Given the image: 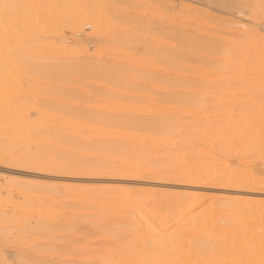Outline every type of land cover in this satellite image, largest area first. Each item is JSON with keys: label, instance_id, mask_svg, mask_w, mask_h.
Returning <instances> with one entry per match:
<instances>
[{"label": "rangeland", "instance_id": "1", "mask_svg": "<svg viewBox=\"0 0 264 264\" xmlns=\"http://www.w3.org/2000/svg\"><path fill=\"white\" fill-rule=\"evenodd\" d=\"M1 18L21 48L0 112L62 100L91 126L78 149L0 116V264H264V0H0ZM154 113L173 160L148 171L133 118Z\"/></svg>", "mask_w": 264, "mask_h": 264}, {"label": "bare ground", "instance_id": "2", "mask_svg": "<svg viewBox=\"0 0 264 264\" xmlns=\"http://www.w3.org/2000/svg\"><path fill=\"white\" fill-rule=\"evenodd\" d=\"M44 1V0H43ZM7 2V1H6ZM41 2V1H40ZM23 3V2H22ZM2 4V3H1ZM8 4V3H7ZM20 5V4H19ZM16 6H17V4H16ZM24 6H25V4H24ZM25 7H27L26 8V11H27V9H29L28 7H30L29 5H28V2H27V6H25ZM22 9H24V8H22ZM31 9V8H30ZM24 11H25V9H24ZM31 10H28V12H30ZM27 12V13H28ZM25 13V12H24ZM31 13V12H30ZM42 13V12H41ZM26 14V13H25ZM27 15V14H26ZM36 15V14H35ZM35 17V16H34ZM31 18H32V15H31ZM27 19H29L30 20V17H28ZM36 19H37V16H36ZM4 20V19H3ZM2 20V18H1V22L3 21ZM27 21L28 20H26V22L25 23H27ZM42 21V20H41ZM29 22L30 21H28V25H29V27H30V25L31 24H29ZM45 22V21H44ZM44 22H41V23H44ZM11 23H12V21H11ZM34 23H36V22H34ZM34 23H32V25H31V27L33 26V24ZM2 24V28H0L1 30H0V55H1V53H2V51H4V49H5V47L8 45V44H10L11 46H12V48H10V49H12L13 50V52H12V54H14V53H18V51H19V47L21 48V46H20V43H21V39H20V37L19 36H17V34L18 33H16L15 35L14 34H12V32H11V30L9 29L11 26H10V22L8 23H1ZM17 24H18V22H17ZM37 24V23H36ZM24 26H25V24H24ZM14 27V26H13ZM28 28V27H27ZM18 29H20V30H22L21 28H18ZM27 30V29H26ZM16 31V30H15ZM38 31V30H37ZM48 31V30H47ZM23 32V31H22ZM39 34H40V31H39ZM19 35V34H18ZM21 36H22V34H21ZM23 39V38H22ZM121 40V39H120ZM138 43V42H137ZM136 44V43H135ZM123 46V45H122ZM23 48V47H22ZM24 49V48H23ZM21 50V49H20ZM206 50H208L207 48H206ZM17 51V52H16ZM182 51V52H181ZM184 51H186V50H184L183 48H182V50H180V54H181V56H185V54L183 55V52ZM195 51V50H194ZM202 51V50H201ZM188 52H190L189 50H188ZM204 52V51H203ZM202 52V55L203 56H197V58H196V60H197V62H198V60L199 61H201V60H206L207 58H208V56L207 57H205L206 59H204V55H205V53H207L206 51H205V53H203ZM191 53V55L193 56V54H192V52H190ZM208 53H210L209 52V50H208ZM178 54H179V52H178ZM179 54V55H180ZM201 54V53H200ZM189 54L188 53H186V56H187V58H189V56H188ZM190 55V56H191ZM13 56V55H12ZM1 57V56H0ZM6 57H8V56H6ZM6 57H4V58H0V70L1 71H3L4 69H6V70H4L3 71V74H4V72H6L7 71V69H9V67H16L17 65H18V60L16 59V57H15V59H12L11 61H9ZM9 57H11V56H9ZM8 57V58H9ZM6 58V59H5ZM18 58V57H17ZM181 58V57H180ZM191 58V57H190ZM186 59V58H185ZM192 59V58H191ZM195 59V58H194ZM189 60V59H188ZM209 60V59H208ZM47 61V60H46ZM193 61V60H192ZM202 62V61H201ZM99 63V62H98ZM122 65V64H121ZM100 66V65H99ZM16 68H18V67H16ZM99 68V67H98ZM20 69V68H19ZM112 69V68H111ZM97 70V69H96ZM102 73L104 72V71H107V68L106 67H103V65L102 66H100V69H99ZM12 71V70H11ZM98 71V70H97ZM109 71V70H108ZM9 72V71H8ZM16 72H17V70H16ZM16 72H14V73H16ZM19 72V71H18ZM99 72V71H98ZM134 78L135 79H131V81H130V83L131 84H134L135 85V83L137 84L138 82H139V80L140 79H138V78H142V77H144L145 75H146V73H147V68L145 67V66H141V67H139V68H137V69H135L134 71ZM10 73V72H9ZM112 74V73H111ZM157 74V73H156ZM100 75V74H99ZM8 76H9V74H8ZM12 76V75H11ZM105 76V75H104ZM131 77H128V79H130ZM2 79V78H1ZM125 80V81H127V78L126 77H124L123 76V78H122V80ZM178 79V78H177ZM9 81V80H8ZM122 82V81H121ZM128 82V81H127ZM177 82H178V80H177ZM9 83V82H8ZM129 83V82H128ZM140 83V82H139ZM175 84V83H174ZM49 85V84H48ZM3 86V85H2ZM15 87V86H14ZM17 87V86H16ZM132 87V86H131ZM136 87L140 90H147V89H150L146 84H137V86L135 85V89H136ZM19 89V88H18ZM20 89H21V87H20ZM46 89V88H45ZM6 90V89H5ZM26 91V90H25ZM3 92V91H2ZM0 95H1V91H0ZM64 95H65V93H64ZM218 95V94H217ZM170 96V95H169ZM61 97V96H60ZM166 97V96H165ZM53 98V97H52ZM63 98H65V97H63ZM4 99V98H3ZM2 100V99H1ZM0 100V101H1ZM55 100H57V99H55ZM14 101V100H13ZM63 102L62 100H59L58 102H56V103H54L55 104V106L54 107H51V105H50V108L48 107L47 108V106H46V108L44 109L43 107V110H42V108H41V112L39 113V115H36V118L39 116L40 118H37L38 120L36 121L35 119V122L33 121V119L31 120L29 117H28V115H27V113H25L24 114V110H23V114H21V113H16L15 112V110L17 111L18 109H16L15 107H13V108H15L14 109V111H13V109H12V113L10 112V111H5V109L3 110V108L1 109V111H2V113H1V115L0 116H2V118L3 117H5L7 120H9V121H7V123L9 124V130H10V133H12V135H13V133H16V134H18V135H20V133H24L23 135L26 137V134H28V133H30V134H34L35 132H37V133H35V135L36 134H39V137L38 136H36V137H38L39 139H41L42 141L43 140H46V139H48V138H51L52 139V137L54 138V136H55V138L58 136V138L60 139V141H62V143L64 142V144H65V142L67 143V145L69 144V143H71L72 144V142H74V145H75V142H78V141H76V140H78V137H75L74 138V135H75V133H74V135H73V132H75V131H81L82 129H84V127L86 128L88 125H87V121H85L84 119H82V120H80L79 118H78V116H80V114L81 113H78L77 111H76V114L75 113H71V109H68V107H67V105L66 104H64V103H59V102ZM243 101H244V95H243V93H241V92H239V93H235V94H232V95H229L228 97H226V99H225V103H224V108H225V110H224V108H223V112L225 111H228V109L229 108H235V107H238V106H240L242 103H243ZM3 102H4V100H3ZM25 102H26V100H25ZM66 103V102H65ZM117 103V102H116ZM6 104V103H5ZM56 104H57V106H56ZM58 104H60L59 106L60 107H58ZM46 105V104H45ZM22 106L24 107V105L22 104ZM2 107H3V103H2ZM26 108V107H25ZM37 108V107H36ZM10 109V110H11ZM9 110V109H8ZM20 110H22V108L20 109ZM19 110V111H20ZM37 110H39V108L37 109ZM117 110V108L115 109V111ZM133 110V109H132ZM136 110V109H135ZM143 110V109H142ZM152 110H153V108H152ZM138 111H139V109H138ZM138 111H137V113H138ZM15 112V114H13ZM22 112V111H21ZM27 112V111H26ZM100 113V112H99ZM107 113V112H106ZM120 113V112H119ZM38 114V113H37ZM78 114V115H77ZM86 114V113H85ZM84 114V115H85ZM104 114V113H103ZM117 118H119L118 117V110H117ZM123 114H125V113H123ZM155 114V113H154ZM154 114L152 115L151 114V116H150V114H149V116L148 115H146V117H145V115L143 116V114H138L137 115V117H136V115L135 114H133L136 118H133V119H136L135 120V122L137 123L136 125L138 126V129H137V126L135 125V123H134V125L136 126V133H135V136H134V142L138 145L137 146V148H138V150H143L144 151V149L146 150L145 152H143V156L142 155H140V158H149L147 161H146V167H145V169H147L148 171H151V169L152 168H155V167H158V168H163L164 166H166L169 162H171L172 160H173V158H171V156L170 155H167V156H164L163 155V153H162V151H165L166 150V148L167 147H170L169 145H162V146H160V144H158V142L160 141V140H162L163 139V134H165V132H166V130H168L169 128H171V125H170V123H172L173 121L171 120V122H170V120L168 121V123H167V120L165 119V117H168V116H164V115H162V116H164L163 118H162V116H160V118L158 117V115H156L155 114V116H154ZM105 115V114H104ZM88 116V115H87ZM122 116V115H121ZM126 116V115H125ZM81 117H82V115H81ZM89 117V116H88ZM130 117H132V116H130ZM158 117V118H157ZM5 118L4 119H2L1 120V117H0V121H3V122H6L5 121ZM85 118V117H84ZM97 118H98V116H97ZM96 118V119H97ZM100 118H102V116L100 117ZM108 118H109V116H108ZM169 118V117H168ZM90 119V118H89ZM103 119V118H102ZM115 119V118H114ZM121 119V118H120ZM123 119V118H122ZM125 119V118H124ZM123 119V120H124ZM132 118H130L129 119V122L130 121H133L134 122V120H133ZM96 121V120H95ZM107 121V120H106ZM15 122L16 123H18L20 126H21V128L19 127V129H17L16 128V124H15ZM100 122V121H99ZM125 122H126V120H125ZM128 122V118H127V122L126 123H129ZM2 123V122H1ZM103 123V122H102ZM101 123V124H102ZM104 123H106V122H104ZM109 123V122H108ZM89 124V123H88ZM130 124V123H129ZM174 124H176L175 122L173 123V126H174ZM87 125V126H86ZM90 125V124H89ZM108 125V124H107ZM132 125V124H131ZM8 126V125H7ZM91 126V125H90ZM90 126L88 127V128H90ZM170 126V127H169ZM131 127H133V125L131 126ZM92 128V127H91ZM96 127H94V129H95ZM117 128V127H116ZM126 128V127H125ZM1 129V128H0ZM97 129H98V127H97ZM96 129V130H97ZM132 129V128H131ZM95 130V131H96ZM98 130H100L101 131V134H102V136L103 135H105V137L106 136H108L109 134L110 135H112V133L115 131L114 129H110L109 127H104L103 126V128H102V126H101V129H100V126H99V129ZM97 130V131H98ZM171 130V129H170ZM99 131V132H100ZM122 131V130H121ZM116 132V131H115ZM123 133V135H125V133L127 134V132H128V129H125L124 131H122ZM130 132V131H129ZM86 133V132H85ZM84 133V134H85ZM119 133V132H118ZM172 133V132H171ZM130 134H131V132H130ZM166 134H167V132H166ZM14 136H15V134H14ZM22 136V135H21ZM29 136V135H28ZM31 136V135H30ZM77 136V135H76ZM126 136V135H125ZM167 136H168V134H167ZM4 137V136H3ZM16 137V136H15ZM130 137V136H129ZM166 137V136H165ZM28 138H30V137H28ZM27 138V139H28ZM37 138V139H38ZM82 138V137H81ZM90 138V137H89ZM89 138H87V139H89ZM93 138V137H92ZM92 138H91V143H94V145L96 146L97 144H98V142L100 141V140H102L103 139V137L102 138H100L98 141H97V138H93V139H96L95 140V142L92 140ZM48 140H50V139H48ZM47 140V141H48ZM54 140V139H53ZM170 140V139H169ZM15 141V140H14ZM59 141V142H60ZM87 141L88 140H86V143H87ZM55 142V141H54ZM53 142V144H55ZM88 142H90V141H88ZM119 142V141H118ZM174 142V141H173ZM39 144H40V142H38ZM42 143V142H41ZM58 143V142H57ZM97 143V144H96ZM101 143H103L102 141H100V146H99V148H101ZM170 144V143H169ZM57 145V144H56ZM77 145V148H78V145H79V143L78 144H76ZM75 145V146H76ZM88 145H89V143H88ZM171 145V144H170ZM173 145V144H172ZM60 146V145H59ZM65 146V145H64ZM69 146V145H68ZM118 146H119V144H118ZM45 147H46V145H45ZM70 147V146H69ZM171 147H173V146H171ZM65 148V147H64ZM63 148V149H64ZM75 148V147H74ZM76 148V149H77ZM86 148V147H85ZM98 148V145H97V149H99ZM164 148H165V150H164ZM68 149V148H67ZM75 149V150H76ZM78 149H80V148H78ZM118 149H120V148H118ZM58 150V149H57ZM154 150H155V152H154ZM157 150V151H156ZM45 152V151H44ZM53 152V151H52ZM58 152V151H57ZM69 152V151H68ZM77 152V151H76ZM119 152V151H118ZM83 153H84V151H83ZM123 153V152H122ZM122 153H120L121 154V156L122 157H125V153L122 155ZM67 154V153H66ZM133 154V153H132ZM156 156H155V155ZM35 155V154H34ZM47 155V154H46ZM45 155V156H46ZM51 155H53V154H51ZM74 155V154H73ZM98 155V154H97ZM56 156V155H55ZM139 156V155H138ZM48 157V156H47ZM74 157V156H73ZM176 157V156H175ZM41 158V157H40ZM58 158H60V156L58 157ZM156 158H158V159H156ZM108 159H109V157H108ZM80 160H81V158H80ZM145 160V159H144ZM126 161V160H125ZM1 163V162H0ZM177 163V162H176ZM62 164H63V162H62ZM70 164V163H69ZM2 165V164H1ZM64 165V164H63ZM8 166V165H7ZM62 166V165H61ZM161 166V167H160ZM98 168V167H97ZM157 168V169H158ZM58 169V168H57ZM138 169H139V167H138ZM144 168H142V170H143ZM170 169V168H169ZM141 170V169H140ZM36 171V170H35ZM133 171H135V170H133ZM158 172V171H157ZM172 173L171 174H173V173H177V172H179V171H171ZM162 173V172H161ZM187 173V172H186ZM189 174L191 175V173L189 172ZM195 174V173H194ZM88 176V175H87ZM108 176V175H107ZM187 176H188V174H187ZM125 177V176H124ZM186 180V179H185ZM103 183V182H102ZM109 183V182H108ZM90 184V183H89ZM117 184V183H116ZM124 192V191H123ZM102 193V192H101ZM129 197V196H128ZM131 200H133V199H131ZM90 203V202H89ZM165 213V212H164ZM225 213V212H224ZM161 218V217H160ZM252 218V217H251ZM206 228V227H205ZM239 230V229H238ZM232 232V231H231ZM223 234V233H222ZM234 236V235H233ZM245 237V236H244ZM256 238V237H255ZM260 238V237H259ZM245 241H246V239H245Z\"/></svg>", "mask_w": 264, "mask_h": 264}]
</instances>
